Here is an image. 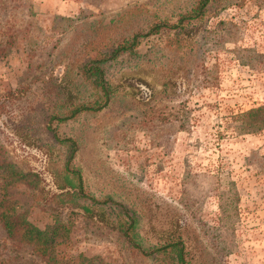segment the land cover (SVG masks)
I'll list each match as a JSON object with an SVG mask.
<instances>
[{"label": "rangeland", "instance_id": "374dc122", "mask_svg": "<svg viewBox=\"0 0 264 264\" xmlns=\"http://www.w3.org/2000/svg\"><path fill=\"white\" fill-rule=\"evenodd\" d=\"M193 2L0 0V151L33 174L4 196L30 224L50 225L30 203L58 192L62 170L64 146L45 126L54 84L62 101L94 93L77 97L70 88L85 36L143 32ZM187 28L180 42L165 29L141 37L134 54L104 68L112 91L105 107L50 127L75 140L71 163L86 193L135 211L143 245L179 237L188 264H264V128L243 125L248 109L264 105V0H209ZM91 209H59L69 231L48 261L20 230L10 239L0 224V264H163L128 248L118 216Z\"/></svg>", "mask_w": 264, "mask_h": 264}, {"label": "trees", "instance_id": "16d2710c", "mask_svg": "<svg viewBox=\"0 0 264 264\" xmlns=\"http://www.w3.org/2000/svg\"><path fill=\"white\" fill-rule=\"evenodd\" d=\"M208 2L209 0H194L188 10L176 15L175 21L153 22L143 32L138 29L110 40L99 34L85 36L78 55L71 59L68 71H73L77 81L75 83L71 81L70 88L77 97L83 94L84 89L92 90L93 96L85 100L78 99L77 102L62 101L66 96L63 95L60 86L54 84L53 99L48 106L49 113L45 122L48 134L53 141L64 146L62 170L57 184L58 192L49 194L47 200L43 201L34 197L30 203H34L51 217V223L47 227L40 229L30 224L25 219L24 211H18L15 202L4 196L8 185L25 181L33 174L18 170L0 151V224L7 238H14L16 232L20 230V238L30 245L31 251L39 257H47L48 261L52 258L53 244L62 242L69 231V222L61 215L59 209L78 208L86 213L92 211L91 206H96L102 217L105 211L110 212L109 216L119 217L115 227L118 237L140 258L163 264H188L185 246L179 237H172L162 244L145 246L137 240L135 232L137 215L133 209L121 201L110 197L96 199L84 191L79 169L71 163L77 149L76 142L71 137H58L50 123L52 120L70 121L80 114H92L105 107L112 91L105 80L104 68L120 54H134L141 37L156 34L162 29L172 30L173 37L169 38V42H180L177 36L187 33L189 31L187 26L202 18ZM70 94L69 92L68 95ZM245 116L243 125L250 131L264 128V105L248 109ZM120 217L123 218L121 221Z\"/></svg>", "mask_w": 264, "mask_h": 264}]
</instances>
